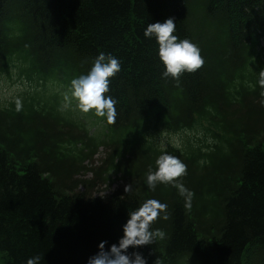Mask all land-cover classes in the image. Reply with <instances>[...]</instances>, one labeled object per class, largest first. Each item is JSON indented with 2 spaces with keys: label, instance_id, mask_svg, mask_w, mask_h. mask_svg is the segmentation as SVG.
I'll list each match as a JSON object with an SVG mask.
<instances>
[{
  "label": "trees",
  "instance_id": "obj_1",
  "mask_svg": "<svg viewBox=\"0 0 264 264\" xmlns=\"http://www.w3.org/2000/svg\"><path fill=\"white\" fill-rule=\"evenodd\" d=\"M169 16L205 60L178 82L161 76L158 44L143 35L147 23ZM207 19L215 22L211 34ZM263 42L264 0H0V71L15 56L69 89L100 52L121 61L110 78L115 123L93 114L106 124L100 139L80 136L84 128L60 111L59 93L0 108L3 264L37 254L39 264H86L150 197L168 207L167 219L152 223L165 237L140 246L148 264H264ZM196 119L206 121L201 136L166 147L187 165L177 178L194 193L186 208L177 188H148L146 172L162 129H191ZM99 145L128 158L115 174L121 183L105 195L95 193L112 182L107 167L82 178Z\"/></svg>",
  "mask_w": 264,
  "mask_h": 264
},
{
  "label": "clouds",
  "instance_id": "obj_2",
  "mask_svg": "<svg viewBox=\"0 0 264 264\" xmlns=\"http://www.w3.org/2000/svg\"><path fill=\"white\" fill-rule=\"evenodd\" d=\"M143 35L148 39L154 38L158 44V56L163 64L161 76L164 78L171 77L178 82L182 73L194 72L205 62L196 43L189 38L181 39L176 34V22L171 16L163 21L147 23ZM120 70L121 61L117 56L100 52L87 73L71 79L70 95L65 93L64 107H70L75 100V107L82 113L93 111L107 123H115L117 100L109 94L110 78ZM259 84L264 86V72L260 73ZM16 106L19 110V100ZM166 147V143L162 141L161 151L154 161V166L149 165L147 169L146 186L155 191L158 184L171 185L184 197L185 207L191 208L194 193L177 179L187 174V165L179 157L168 152ZM124 191L131 192L132 184H125ZM167 207V203L155 197L145 199L128 212L127 219L121 226L122 235L118 240L110 244L107 240H101L98 250L87 258L86 264H148V258L140 251V246L152 245L158 238L165 237V232L153 229L152 223L158 217L167 219ZM40 260L41 257L37 254L28 257L24 264H39Z\"/></svg>",
  "mask_w": 264,
  "mask_h": 264
},
{
  "label": "rangeland",
  "instance_id": "obj_3",
  "mask_svg": "<svg viewBox=\"0 0 264 264\" xmlns=\"http://www.w3.org/2000/svg\"><path fill=\"white\" fill-rule=\"evenodd\" d=\"M202 14L200 11L196 10L192 17L193 26H199V19H201ZM205 31L208 34L213 33L215 28V22L213 20L207 19L204 24ZM21 90L20 82L8 83L5 78H0V100H9L15 96ZM176 136L169 137L168 135H163L162 141L165 143L174 141Z\"/></svg>",
  "mask_w": 264,
  "mask_h": 264
}]
</instances>
